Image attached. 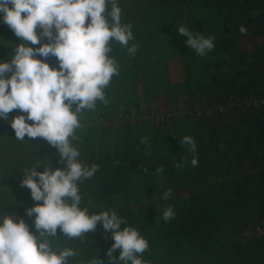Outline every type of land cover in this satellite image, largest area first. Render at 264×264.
<instances>
[{
  "label": "trees",
  "instance_id": "trees-1",
  "mask_svg": "<svg viewBox=\"0 0 264 264\" xmlns=\"http://www.w3.org/2000/svg\"><path fill=\"white\" fill-rule=\"evenodd\" d=\"M118 2L122 24L133 25L129 47H139L132 57L113 42L111 55L120 74L105 89L109 104L97 101L95 111H85L83 127L76 132L79 140L72 141L81 152L80 161L99 165L94 177L79 184L81 207H88L90 214L114 210L126 219L121 227L136 228L149 243L146 264H264V234L243 236L264 220V104L245 110L228 107L217 118L189 113L192 104L218 103L224 94L264 98V0ZM181 25L214 36V50L198 56L187 46V37L178 34ZM241 25L247 34L239 32ZM8 28L0 14V29ZM179 36L182 42L175 41ZM9 43L17 45L15 40ZM176 60L181 77L173 80L169 62ZM46 62L59 67L54 56ZM159 97L172 105L163 122L141 114L144 104L153 105ZM131 108L132 122L126 117ZM107 118L112 120L105 125ZM184 136L195 140V153L180 145ZM144 138L146 143L141 142ZM20 144L27 155L0 165V216L15 214L17 222L23 218L36 233L35 217L26 214L36 202L31 190L21 187L23 170L37 161L53 170L66 165L43 138ZM193 157L198 158L197 167L191 165ZM160 165L164 172L158 175ZM168 189L172 194L163 199ZM169 206L175 218L165 222L162 214ZM52 243L78 253L70 264H84L93 256L110 264L107 252L114 240L98 225L96 232L72 240L58 229ZM119 254L117 249V259Z\"/></svg>",
  "mask_w": 264,
  "mask_h": 264
},
{
  "label": "clouds",
  "instance_id": "clouds-1",
  "mask_svg": "<svg viewBox=\"0 0 264 264\" xmlns=\"http://www.w3.org/2000/svg\"><path fill=\"white\" fill-rule=\"evenodd\" d=\"M0 14L22 41L10 62L0 63V119L10 123L18 140L26 136L46 140L66 165L53 170L51 164L37 161L23 170L21 187L30 189L36 202L26 209V214L35 217L38 234L23 218L17 222L15 214L0 216V264H70L78 253L53 245L58 229L63 237L72 240L96 232L98 225L114 240L107 252L110 264H146L141 257L149 243L136 228L121 227L127 225L126 219L114 210L90 214L88 207H81L79 184L94 177L99 165L86 166L72 143L79 140L76 132L83 127L82 114L95 111L97 101L109 104L105 89L120 74L117 59L111 55L113 42L127 49L132 57L137 53V44L129 47L134 40L133 25L122 24L118 0H0ZM177 32L187 37V46L198 56L215 48L214 36L193 33L183 25ZM239 32L245 35L247 29L241 25ZM45 39L49 42L42 43ZM49 56L57 58L58 68L46 62ZM13 110L26 115L9 120ZM141 142L146 143V138ZM179 143L189 146V152H196L193 137L184 136ZM198 163V158L193 157L191 165L197 167ZM182 165L183 161L176 167ZM41 167L44 170L37 171ZM156 172L162 174L164 165L158 166ZM171 194L172 189H168L162 198L168 199ZM162 218L165 222L175 218L172 206L163 211ZM117 249L118 259L114 255ZM84 264L105 262L93 256Z\"/></svg>",
  "mask_w": 264,
  "mask_h": 264
},
{
  "label": "rangeland",
  "instance_id": "rangeland-1",
  "mask_svg": "<svg viewBox=\"0 0 264 264\" xmlns=\"http://www.w3.org/2000/svg\"><path fill=\"white\" fill-rule=\"evenodd\" d=\"M39 31V29H38ZM1 36L5 38L4 42H0V63L5 62L4 58H8L11 60L12 53L14 52L15 48L22 43V41L16 37L13 31L10 30V28L5 29V31H2L0 29V38ZM175 38V37H174ZM183 39L182 37H178L175 41H181ZM9 40H15L17 42V45L14 46V44L9 43ZM12 47V50L11 48ZM169 69H170V75L173 80L179 79L181 77V67L178 60L169 62ZM164 113L166 114V117H170L172 113V105L169 101H164L161 99V97L157 98L153 105L144 104L143 109L141 110V114L150 116L158 114V113ZM24 114L26 113H20L18 110H13L9 114V120L13 119L16 115ZM133 108L130 109V112L126 115V117H129V120L132 122L133 120ZM112 120V118H107L105 121V125L109 123ZM156 122H160L156 119ZM31 123V121H28ZM36 139V138H35ZM35 139H29L27 136L25 137V143L28 144L29 141L35 140ZM4 141L5 145H0V165L5 163H10V159H13V161H17L19 156L27 155V152L22 150V145L20 144L21 140H18L15 138V132L11 128V125L9 122L4 121L3 119H0V142ZM4 145V147H3ZM9 155L11 156L9 158ZM141 259L145 261V253L142 255Z\"/></svg>",
  "mask_w": 264,
  "mask_h": 264
},
{
  "label": "built area",
  "instance_id": "built-area-1",
  "mask_svg": "<svg viewBox=\"0 0 264 264\" xmlns=\"http://www.w3.org/2000/svg\"><path fill=\"white\" fill-rule=\"evenodd\" d=\"M264 104V98L257 97L255 95H250L247 97H240L234 93L224 94L218 103L211 102H196L192 104V108L189 113L190 116L194 118H205V117H215L217 118L221 114L225 113L228 107H237L240 109H247L252 107H258ZM152 115V114H151ZM156 119L160 122L165 121L166 114L161 113V116L156 114ZM264 234V220L263 222L254 227L247 229L243 236L247 238H257Z\"/></svg>",
  "mask_w": 264,
  "mask_h": 264
},
{
  "label": "crops",
  "instance_id": "crops-1",
  "mask_svg": "<svg viewBox=\"0 0 264 264\" xmlns=\"http://www.w3.org/2000/svg\"><path fill=\"white\" fill-rule=\"evenodd\" d=\"M226 259H227V261H229V253L226 254Z\"/></svg>",
  "mask_w": 264,
  "mask_h": 264
}]
</instances>
